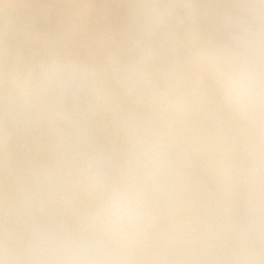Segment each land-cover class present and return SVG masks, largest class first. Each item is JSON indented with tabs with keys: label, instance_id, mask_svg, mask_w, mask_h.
I'll list each match as a JSON object with an SVG mask.
<instances>
[{
	"label": "clouds",
	"instance_id": "9594fccd",
	"mask_svg": "<svg viewBox=\"0 0 264 264\" xmlns=\"http://www.w3.org/2000/svg\"><path fill=\"white\" fill-rule=\"evenodd\" d=\"M0 264H264V0H0Z\"/></svg>",
	"mask_w": 264,
	"mask_h": 264
}]
</instances>
